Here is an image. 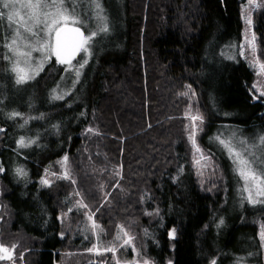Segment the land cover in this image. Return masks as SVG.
Instances as JSON below:
<instances>
[{"label": "trees", "instance_id": "trees-1", "mask_svg": "<svg viewBox=\"0 0 264 264\" xmlns=\"http://www.w3.org/2000/svg\"><path fill=\"white\" fill-rule=\"evenodd\" d=\"M120 2L119 37L99 47L75 91L50 101L64 65L53 58L26 87L30 111L23 102L24 114L12 118L0 104V243L14 249L0 264H110V254L89 251L96 240L87 214L98 244L116 247L129 235L118 254L130 264H211L223 251L212 225L231 187L226 160L206 137L220 125L264 132V97L252 99L257 75L247 59L223 71L215 90L205 76L217 45L235 41L240 49L244 0ZM253 22L264 62V0ZM5 71L2 64L0 100L13 87ZM196 109L203 118L194 145L188 113ZM18 135L31 142L24 175L13 170ZM196 143L216 158L205 174ZM65 157L67 178L53 175ZM244 210L225 243L245 225L260 243L264 213Z\"/></svg>", "mask_w": 264, "mask_h": 264}, {"label": "rangeland", "instance_id": "rangeland-1", "mask_svg": "<svg viewBox=\"0 0 264 264\" xmlns=\"http://www.w3.org/2000/svg\"><path fill=\"white\" fill-rule=\"evenodd\" d=\"M9 2L13 5L9 9L3 8V4L0 3V69L1 65L4 64L6 67L5 73L8 75V79L13 84V87L6 97L0 100V104H5V113L10 111L8 114L12 118H16L21 117L24 114L23 112H25V110H21L20 108L23 102H26L28 111L32 107L33 95L30 94L31 91H28L26 87L36 82L45 71L48 63L53 58H56L54 54L55 35L50 36L48 34L45 23L36 24L30 18L32 10L24 7L30 2L35 3L36 0H9ZM40 2L42 5L50 4V0H40ZM96 4L100 5V9L96 8ZM257 5L258 7L260 6V0H254L252 4H249V0H244L242 5L243 33L241 43L239 44L240 49L236 46L237 43L235 41H226L217 45V48H214L213 52H215L210 56L205 76L213 90L216 89L219 83L218 79L223 74V71L240 64L239 60L242 58L249 61L251 68L255 70L257 75L256 80L252 84L255 92L252 93L257 95L259 100H262L261 97H264L260 95L261 92H264V70L260 68V65L264 64V62L257 56L256 34L253 25V12L257 8ZM64 8L67 9L68 14L74 15L79 20L78 24H73L71 19H69L64 27H78L85 36H88L92 32H95L96 35L87 45V54L80 51L72 59L71 66L63 65L62 73L57 78L55 84L48 90L47 96H49L52 102L61 101L69 96L71 92L75 91L77 85L91 68L93 58L96 56L95 52L100 51L99 47L119 37L123 19L122 12L119 9L121 8L120 0H64ZM54 11V7H42L39 10L40 20L45 21L46 17L44 13ZM8 15L13 16L12 21L7 19ZM249 19L251 20L250 24L247 22ZM102 27H106L107 31H100ZM25 28H31L32 32L25 31ZM14 39L16 40V44L12 45V47L15 51L10 50L8 47ZM250 42L254 44V50L253 47H250ZM85 58L87 59V63L81 68L80 64L83 63ZM14 69L16 70L14 71ZM77 70H79V76L76 75ZM21 76L25 78L24 82L17 83V80ZM55 97L61 98L57 99ZM252 99L255 98L252 97ZM11 103L13 104L10 105ZM222 113L228 115L225 111H222ZM188 115L189 117L198 116L203 118L197 109L190 110ZM200 121H195L196 130L200 125ZM191 122L193 124L192 119ZM32 128L34 129L35 127L33 126ZM24 129L25 131L28 130ZM21 138L23 136L18 135L16 139L14 172H17V169L23 170L22 159L26 157L25 150L28 148V146L21 147L19 145ZM262 138H264V132L246 131L240 127L229 125H220L213 132L207 134V144L213 148L215 154L222 156L226 160L228 179L231 187L230 198L228 197L226 201L224 212L212 225V235L217 243L223 247L222 253L213 260L215 264H264V239H261V233L264 232V218L258 219L259 245L253 233L250 232V227L247 225L241 227L236 238L233 240L227 243L223 240L232 222L238 217L241 218L243 216L245 218L247 216L244 213L245 208L254 212L264 213V143H261ZM23 140L25 144H31L29 141L26 142V138H23ZM220 140L228 144L234 150V153H239L241 159L249 161L251 171L255 172L260 179L253 181L249 178V180L245 181L238 174L237 170L241 166L238 162H234L236 159L235 155H230L228 149L219 142ZM197 147L200 149L195 158L197 171L200 174H205L213 168L216 158L211 154L205 153L196 143V149ZM245 172H248V169H245ZM65 173L69 174L68 161L65 162L63 159L58 163V171H53L52 174L65 176ZM44 180L50 181L48 177ZM250 194L252 200L257 201L256 203L249 201L248 197ZM86 217L94 240H96L90 249H95L93 251L95 254H97V251L100 254H110V264H113L114 261H118V264L120 262L130 264L128 261H121L118 254L119 247L131 241L127 240L129 235H125L128 243H124V238V241L116 247L113 245L104 246L101 243L99 245L97 243L98 230L96 223L91 214H87ZM93 224H95V227H93ZM110 247L114 248L115 251H105V249ZM8 249L12 250V248ZM133 262L135 264H145V261L141 262L138 259H134ZM147 264H151V262L147 261Z\"/></svg>", "mask_w": 264, "mask_h": 264}, {"label": "snow or ice", "instance_id": "snow-or-ice-1", "mask_svg": "<svg viewBox=\"0 0 264 264\" xmlns=\"http://www.w3.org/2000/svg\"><path fill=\"white\" fill-rule=\"evenodd\" d=\"M254 2V0H249V4H252ZM0 3L3 4V8L5 9H9L11 8L13 5L9 2V0H0ZM24 7H26L27 9H31V13H30V18L34 20V22L36 24H40V23H45L46 25V30L48 32V34L51 35H55V51L54 54L57 58V61L59 63L62 64H66L71 66V61L72 59L75 58L76 54L80 51L85 52L86 54L88 53V48L87 45L89 44V42L91 41V39L96 35L95 32L90 33L88 36H85L83 32L80 31V28L75 27L72 28L71 31L73 33H75L76 35V41L74 43V45L71 48H68L65 44L62 43L60 37H61V33L64 31V25L68 22L69 19H71L73 24H78L79 20L74 16V15H70L68 14V11L66 8H64V0H50V4H41L40 0H36L35 3H28L27 5H25ZM42 7H54L55 11L54 12H49V13H44L46 19L45 21H41L39 18V10ZM258 7V5H257ZM96 8L100 9V5L96 4ZM7 19L9 21L13 20V16L12 15H8ZM249 24L251 23V20L249 19L247 21ZM25 31L28 32H32L31 28H25ZM100 31H107L106 27H102L100 29ZM35 34V33H33ZM253 41H254V37H253ZM16 44V40L14 39L12 41V44L8 45L10 50L15 51V49H13L12 45ZM250 47H253L254 50V44L252 42H250ZM22 54V53H21ZM87 63V59L85 58L83 60V63L80 64V67L82 68L84 66V64ZM260 68L262 70H264V64L260 65ZM16 69H14L15 71ZM76 75L79 76V70H77ZM24 77L21 76L19 77V79L17 80V83H21L24 82ZM183 95H187V93H183ZM262 96H264V92H261ZM57 99L61 98V97H55ZM193 121V125H192V130H191V134H190V139L192 140L193 144L195 145V132H196V124L195 121L197 120H201V117L198 116H192L190 117ZM2 131V130H0ZM89 131H92L91 129H89ZM219 139V138H217ZM222 145H224L228 151L230 155H235V160L234 162H238L239 165L241 167L238 168V174L245 180H249V178H251L253 181H257L258 179H260L257 174L253 171H251V165L250 162L244 159L240 158V154L239 153H234V150L228 145L225 144L224 141L220 140L219 141ZM261 143H264V138L261 139ZM19 145L21 147H27L28 145L24 143L23 138H21V140L19 141ZM200 149L197 147V152H199ZM65 162L67 161V157L64 158ZM197 163H199V161H197ZM245 169H248V172H245ZM2 170V169H0ZM17 173L20 175H24V172L22 169H17ZM65 178H67V174L65 173ZM74 182V181H73ZM42 183L47 184L48 181L44 180L42 181ZM258 186V185H257ZM249 201L252 203H256L257 201L252 200L251 194L248 197ZM83 207H86V205H81ZM91 219V218H90ZM221 223H223V221H221ZM93 227H95V224H93ZM125 235H127L125 233ZM172 236L173 238L175 237V230L173 229L172 231ZM119 239V237H118ZM261 239H264V232L261 233ZM124 243H128L127 240L124 241ZM95 249H90L89 251H94ZM105 251H110V252H114L115 249L114 248H107L105 249ZM0 253H3V255H0V259H11V255L9 254V250L7 248H4L3 246H0ZM97 254H100L99 251H97ZM145 264H147V261H145ZM213 264H215V262H213Z\"/></svg>", "mask_w": 264, "mask_h": 264}, {"label": "water", "instance_id": "water-1", "mask_svg": "<svg viewBox=\"0 0 264 264\" xmlns=\"http://www.w3.org/2000/svg\"><path fill=\"white\" fill-rule=\"evenodd\" d=\"M71 27H64V31L61 33V37H60V39H61V41H62V43L63 44H65L68 48H71L73 45H74V43H75V41H76V35H75V33H73L72 31H71ZM81 31V30H80ZM82 32V31H81ZM78 54V53H77ZM77 54H76V56H77ZM75 56V57H76ZM57 59V58H56ZM251 96L253 97V98H255L254 99V101L255 102H257V101H259V97L257 96V95H255V94H253V93H251ZM0 246H3V245H1V243H0ZM4 248H7L6 246H3ZM8 249V248H7ZM9 250V249H8ZM9 254L11 255V257L13 258V255H14V250L12 249V250H9ZM2 255H3V253H2ZM11 258V259H12ZM6 260H11V259H7V258H5Z\"/></svg>", "mask_w": 264, "mask_h": 264}]
</instances>
